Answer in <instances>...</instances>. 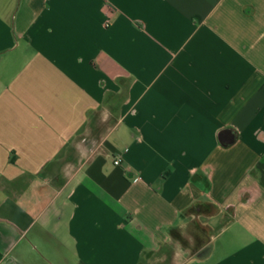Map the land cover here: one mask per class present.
<instances>
[{"label":"crops","instance_id":"0c3cea01","mask_svg":"<svg viewBox=\"0 0 264 264\" xmlns=\"http://www.w3.org/2000/svg\"><path fill=\"white\" fill-rule=\"evenodd\" d=\"M0 264H264V0H0Z\"/></svg>","mask_w":264,"mask_h":264},{"label":"water","instance_id":"95a60500","mask_svg":"<svg viewBox=\"0 0 264 264\" xmlns=\"http://www.w3.org/2000/svg\"><path fill=\"white\" fill-rule=\"evenodd\" d=\"M220 136H221V139L224 143H230L232 141V138H233L230 131H227V130L221 132Z\"/></svg>","mask_w":264,"mask_h":264},{"label":"built area","instance_id":"2783aa9c","mask_svg":"<svg viewBox=\"0 0 264 264\" xmlns=\"http://www.w3.org/2000/svg\"><path fill=\"white\" fill-rule=\"evenodd\" d=\"M119 162H120V159L115 160V161H114L115 166H116V165H119Z\"/></svg>","mask_w":264,"mask_h":264}]
</instances>
